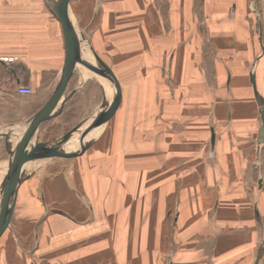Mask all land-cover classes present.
<instances>
[{
    "label": "crops",
    "instance_id": "obj_1",
    "mask_svg": "<svg viewBox=\"0 0 264 264\" xmlns=\"http://www.w3.org/2000/svg\"><path fill=\"white\" fill-rule=\"evenodd\" d=\"M115 2L120 4H106L112 0H72L68 4L78 41L83 46L86 42L119 82L121 96L116 105L120 106H116L118 111L114 109L109 121L111 125L114 119V126L100 129L87 150L65 157L66 161L51 162L57 157L37 154L28 158L23 181L14 196L21 197L19 206L10 214L11 218H39L32 229L34 239L21 245L18 242L27 238V232L19 230L18 235L11 224H0L6 234L0 240V264H90L95 260L102 264H154V243L149 234L159 222V213L154 214V206L159 208L156 196L164 202L163 214H168L172 196L180 202V218L189 207L186 215L196 221V231L208 234L200 249L203 253L195 256L196 264H232L229 242L243 250L245 257L235 259L254 264L258 234L264 232V147L257 144L258 129L264 122V50L255 52L257 46L250 42V50L241 52L238 45L239 41L245 42L247 31L252 37V23L228 20L223 34L226 42L217 38L219 34L211 33L217 55L210 50V59L202 56L201 60L202 50L200 55L196 51L191 55L187 49L186 53L180 50L182 43L176 45L178 50L172 46L167 38L170 33L161 24L153 0ZM186 3L185 8L191 4ZM108 8L123 10L125 14L120 20L111 18L109 13L116 12H108ZM138 9L143 14L139 15ZM261 9L264 13L263 5ZM236 14L232 12L231 16ZM125 20H135L137 27ZM124 24L130 26L125 31ZM241 24L243 33L239 40ZM1 57L11 58L0 59V186H6L13 174L14 148L22 152L36 141L55 140L47 139L46 132L57 123L67 126L58 134L61 137L76 125L89 122L107 89L104 76L76 60L52 109V113L61 111L28 127L50 100L65 58L60 23L48 14L43 0H0ZM168 57L172 59L169 66ZM123 78L128 80L126 86L121 85ZM20 84L31 87L32 94H19L16 88ZM126 89L130 98L125 100L122 93ZM123 169H129L130 186L126 197L130 212L125 223L126 240L122 239L123 196L117 192L120 184L113 182L120 178L122 183ZM140 170L147 172V185H158L141 197L148 202L143 204L146 256L141 258L137 206L133 205V199H139ZM177 174V192L172 194L166 184ZM134 183L136 187L132 186ZM32 186L36 187L35 192ZM2 191L0 188V196ZM30 201L36 203L34 210L24 207ZM255 204L259 217L253 212ZM111 208L119 227L115 233L107 230ZM14 232L15 249L5 243L8 233ZM222 232L226 233V242L222 236L215 241ZM91 234L99 235V240H83ZM8 248V255L14 259L2 255ZM21 248L37 249V254L21 253Z\"/></svg>",
    "mask_w": 264,
    "mask_h": 264
},
{
    "label": "rangeland",
    "instance_id": "obj_2",
    "mask_svg": "<svg viewBox=\"0 0 264 264\" xmlns=\"http://www.w3.org/2000/svg\"><path fill=\"white\" fill-rule=\"evenodd\" d=\"M72 0H69V2ZM187 1H189L191 4L189 5V7L185 8V4L188 5V3H186ZM44 2V0H43ZM154 3V10L157 12L158 17L161 20V24H163V27L165 29L166 32H169L170 34H167V38L170 39V43L172 44V46L176 47V50L178 46H176L179 43H182V47H181V51H183L184 53H186V49L188 51V53L190 52L191 55H193V51L199 52L198 54L200 55L201 52V56H199V58L201 60H209V56L211 55L210 50L212 53H215L217 55L216 51V47L212 46V42L210 41V34L213 33V35L215 34H219V36L217 38H219L220 40H224L223 34L226 32L227 30V23L228 20H246V21H250L252 24V29H250V32L252 34V37H248V31L246 33V40L245 42L243 41H239L238 45L240 46V51L241 52H245V51H249L251 48V44L250 42H254L255 45L257 46L255 50V52L261 53L264 50V42H263V36H264V13L263 10L261 9V6L263 5L264 8V0H153ZM109 6L111 4H120L119 2H115V0H112V3H106ZM174 4H182L183 7L182 8H175L172 9L171 6ZM44 8L48 11V14L51 16L52 19L57 20L52 13L47 9L45 3H44ZM233 8H235V10H233ZM139 10V15L140 13L143 14V11L141 9ZM98 10L96 9V12ZM108 12H116V13H109L110 17H115L119 18V20L122 18V16L125 14L123 13V10H116V9H107ZM146 12V10H145ZM148 15L150 14V9L148 10ZM232 12H237L236 16L232 17ZM244 14H249L250 17L247 18H243V17H238V16H244ZM130 16V15H129ZM95 18V16H94ZM93 18V20H94ZM73 19V17H72ZM75 20V19H73ZM149 20H153L152 18H149ZM126 23H132L133 26L137 27V24L135 23V20H125ZM231 22V21H230ZM248 26V23H247ZM126 27H130L129 25H123V30H127ZM249 27V26H248ZM250 28V27H249ZM239 31H240V37L239 40L242 38V34L243 33V26L242 24L239 26ZM196 36V37H195ZM262 36V38H261ZM179 39H181V41H179ZM252 39V41H251ZM185 40V41H184ZM187 44H185V43ZM226 42V41H225ZM263 42V43H262ZM89 46V45H88ZM253 46V44H252ZM226 47V46H225ZM224 47V49H226ZM85 48L89 49V47H87V43L85 42ZM254 49V48H253ZM252 49V50H253ZM218 50V49H217ZM173 51V50H172ZM239 52V51H238ZM202 56L204 59H202ZM167 59V65L169 66L171 64V58H166ZM237 66V65H236ZM238 67V66H237ZM168 69V67H167ZM147 76L144 77V79H146ZM128 84V80H122V86H126ZM107 87V94H109L111 92V88L112 85L109 82ZM129 86V85H128ZM123 98L126 100L127 98H130V92L126 89L124 90V93H122ZM121 96V94H120ZM100 101V100H99ZM101 103V102H100ZM116 106H120V105H116ZM161 106V105H160ZM142 108L145 109L146 112V105H143ZM118 111L117 109H115V112ZM110 119L104 123L100 128L102 129H110L112 126H114V119L112 121V124L110 125ZM89 124V126H88ZM262 125V124H261ZM260 125V127H261ZM80 126H78L77 130H75L73 132V134H71L72 136L69 138L68 141H71L70 143H75L74 141H76V143H78V141L81 140V136L83 135V133L85 131H87V129H89V127L91 126L90 122L88 123L87 121L85 123L82 124L81 129ZM67 126H63L61 123H57V125L49 127V129L46 132V136L48 137L47 139H58L59 136L58 134H60L62 131H64V129ZM69 127V126H68ZM259 127V128H260ZM99 132L100 130H98V133L94 139V141L98 138L99 136ZM258 134H259V129H258ZM58 136V137H57ZM85 136V134L83 135ZM82 136V137H83ZM212 136V135H211ZM258 139V138H257ZM257 144L261 145L264 147V142L262 143H258ZM79 146V143L77 144ZM77 146V147H78ZM75 149L74 147L70 146V150ZM161 155V154H159ZM47 157H50V155H48ZM57 158L54 161L51 162H55L57 159L60 160H65V157L62 156H56ZM43 158V157H39ZM67 158V157H66ZM71 158V157H69ZM71 160V159H70ZM68 160V161H70ZM131 171V170H130ZM147 172L144 170H140V178H139V199L136 202L133 199V205L137 206V221L138 222V227H139V257H145L146 256V249L144 248V241L142 239V232L145 231L146 232V213L145 210L143 208V204H147V200L146 198H141L142 196H145L152 191L151 189L157 188V184L154 185H147L146 184V177H147ZM120 175V174H119ZM118 175V176H119ZM174 175V174H173ZM122 177V183L120 181V178H118L117 180H113L116 181V184L118 182L119 187L121 188V190H118L117 187V192L120 193L122 192V196H123V201H121V206H124V231L122 233V239L126 240V237L128 235L127 232V227L125 225L126 223V219L127 216L130 215L129 210L127 209L126 205L129 202V200H126L127 197V193H128V187L129 186V181L127 180V176H129V169H123V173L120 175ZM157 176V175H156ZM172 177V174H171ZM176 177H178V174L176 176H173V178H171V182L168 180V184H166V189L172 193L175 194V192H177V180ZM148 178V177H147ZM144 181V184H141V182ZM164 181V180H163ZM175 184H173V182H175ZM135 183H136V179H135ZM135 183L132 185L133 187L135 186ZM171 183V186H169V184ZM4 186H0V188L2 189ZM170 187V190H169ZM154 190V189H153ZM36 191V187L32 186V192ZM163 189H159L160 194H162ZM108 195H110L108 193ZM114 196V194H112ZM119 195V194H118ZM21 197L18 196L17 199L15 197L12 205L10 206L9 211L7 212L6 216H4V221H1L0 224H5V225H9L11 224L13 230L15 232L18 233V235H21L20 232H18L19 230H23L25 232H27V238H23L25 239L22 242H18L21 245L25 242H29L32 241V239H34V233L32 232V229H35L36 226V221L39 220V218H33V217H27L25 218L24 216L22 218H17V217H12V215L10 214L12 212V210H14L17 206H19V199ZM155 203L156 205L159 207L157 208L155 207L154 210V214L157 215L159 213V222L158 224H156V226L154 227V231L152 233L149 234V239L154 243V249H153V260H154V264H196V260H195V256L197 254V256H201L200 253H203L202 248H204L203 245V241L205 239L206 236H208V234H206L203 231H196L197 228V223L196 221H194L191 217H189L188 215H186L187 213H189V207H186V211L184 216H182L181 218L179 217V210H178V203L176 199L173 198L172 196V200L169 201V211L167 210L168 214L165 212L162 208V205L164 204L163 200L160 199L159 197H155ZM131 202V201H130ZM225 203V202H224ZM123 204V205H122ZM138 204V205H137ZM27 210L31 209L34 210L37 206L36 203L34 201H30L29 204L26 206H24ZM16 210V209H15ZM258 206L257 204H255V206L253 205V212L256 215V217H259V211H258ZM112 213H111V212ZM110 211L108 210V215L110 222H108V228L112 229L113 232L115 233L116 230H119V227L115 224L113 217L114 216V209L111 208ZM24 214H28L27 212ZM6 217V218H5ZM157 217V216H156ZM13 219V221H11ZM203 220V219H201ZM204 222V220L201 222V224ZM224 223H226L224 221ZM200 224V225H201ZM28 225L30 226V228L28 227ZM117 227V228H116ZM12 228H10L9 230H12ZM22 231V234H23ZM121 231V230H120ZM8 233L9 236L5 239V243H7L10 246H13V249H15V244L17 243V241L15 239H13L14 234L17 235V233ZM111 231L108 232V234H110ZM223 234H221L220 236H217L218 234H215V236H217L214 240L217 241L218 239L221 240V238L218 237H223L224 240L223 242H226L227 238L226 237V233L222 232ZM4 235H6L5 233H3L2 228H0V240L1 238L4 237ZM25 237V236H24ZM15 238V237H14ZM258 238L260 240L259 245L257 247V250L255 252V256H256V261L254 264H264V232L261 231L260 234H258ZM83 239V238H82ZM80 239V240H82ZM84 241L86 240H90L92 243L93 242H97L99 240V235L97 234H91L90 237L88 238H84ZM1 244V243H0ZM20 245V246H21ZM230 245V252L229 255L232 258V264H243L242 261L235 259V257H245L242 253L243 250L242 249H236L234 247H232L231 242H229ZM22 247V246H21ZM10 248L7 249V252H5V250H3L2 255L6 256L8 255V250ZM11 250V249H10ZM36 250L37 249H32V248H21L20 252L24 253L26 252L27 255L33 256L36 255ZM93 250V249H90ZM227 250V249H226ZM110 250H108L109 252ZM15 252V251H14ZM17 252V251H16ZM218 254H222V253H218ZM225 255V254H223ZM10 258L14 259L11 255H8ZM128 255H126V253L124 252V259L126 258V261L128 262ZM4 259V257H2ZM9 259V258H8ZM90 264H102V262H99L98 260H95L93 262H90ZM226 264V263H224Z\"/></svg>",
    "mask_w": 264,
    "mask_h": 264
},
{
    "label": "water",
    "instance_id": "obj_3",
    "mask_svg": "<svg viewBox=\"0 0 264 264\" xmlns=\"http://www.w3.org/2000/svg\"><path fill=\"white\" fill-rule=\"evenodd\" d=\"M44 3L47 9L60 23L64 40L65 58L59 80L56 84V87L50 100L45 105V107L40 112H38L36 116L32 118V120H30L28 127L35 126L40 121L55 116L61 111L60 109L58 112L52 113L53 107L60 98L65 79L70 73L71 68L76 60H79L89 65L96 73L104 76L105 78H108L111 81L112 88L111 92L108 95L104 94L102 102L98 107L97 111L91 115V120L89 121L91 126L89 127V129H87V131L83 133V135L85 134V136H81V141L79 142V146L76 149L70 150V148H67L66 145L68 143L69 138L72 136L71 134H73V132L77 130L79 124L72 128V130H70L67 134L59 137L58 139L36 141L25 151L22 152H18L14 148L13 174L9 183L3 187V191L0 196V222L4 221V216H6L8 212V208L10 207L14 199L18 186L23 181L22 174L24 171V164L28 160V158H31V156L34 154H37L39 156L50 155L62 157H75L83 153L94 143V139L98 133V130L101 129L100 127L109 120L112 112L116 108L117 99L120 96L119 82L111 68L106 63H104L96 54L93 53L94 60L88 58L86 54H83V51L79 46V43L73 33L72 25L70 23L68 15L69 0H44ZM252 84L254 94L259 101L257 90L254 87L253 76ZM257 141L258 143L264 142V122L259 128Z\"/></svg>",
    "mask_w": 264,
    "mask_h": 264
},
{
    "label": "bare ground",
    "instance_id": "obj_4",
    "mask_svg": "<svg viewBox=\"0 0 264 264\" xmlns=\"http://www.w3.org/2000/svg\"><path fill=\"white\" fill-rule=\"evenodd\" d=\"M73 33H74V32H73ZM74 35H75V33H74ZM75 37H76V35H75ZM76 39H77V37H76ZM77 41H78V39H77ZM78 43H79V46L81 47V50L83 51V54H86V56H87L88 58H91V59L94 60V55H93V53L96 54L95 51L93 50V51H94V52H93V51L90 50V49L87 50V49H85V46H83L79 41H78ZM96 55H97V54H96ZM97 56H98V55H97ZM98 57H99V56H98ZM99 58H100V57H99ZM100 59H101V58H100ZM101 60H102V59H101ZM102 61H103V60H102ZM103 62H104V61H103ZM104 80H105V83H106V87H105V88L107 89V87H109V86H108V83L111 82V81H110L108 78H104ZM107 90H108V89H107ZM107 95H108V94H107ZM101 102H102V101H101ZM100 104H101V103H100ZM80 141H81V140H80ZM80 141H78V143H79ZM70 142H71V141H68V143H67V145H66L67 148H70V146H71V147H74V148L76 149L77 146H78V145H77L78 143H76V141H74V142H75L74 144H72V143H70ZM35 158H36V156H35ZM35 158H34V159H35ZM26 167H27V166H26Z\"/></svg>",
    "mask_w": 264,
    "mask_h": 264
},
{
    "label": "built area",
    "instance_id": "obj_5",
    "mask_svg": "<svg viewBox=\"0 0 264 264\" xmlns=\"http://www.w3.org/2000/svg\"><path fill=\"white\" fill-rule=\"evenodd\" d=\"M0 59L4 60V61H11V58H8V57H1ZM16 91L19 94H26V95L32 94V92H33L31 87H29L27 85H22V84L17 86Z\"/></svg>",
    "mask_w": 264,
    "mask_h": 264
}]
</instances>
